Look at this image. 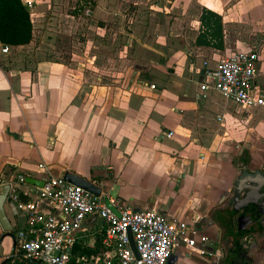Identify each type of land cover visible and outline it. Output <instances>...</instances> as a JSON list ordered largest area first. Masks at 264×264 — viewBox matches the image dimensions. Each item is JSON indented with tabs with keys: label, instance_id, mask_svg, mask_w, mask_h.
Masks as SVG:
<instances>
[{
	"label": "crops",
	"instance_id": "crops-1",
	"mask_svg": "<svg viewBox=\"0 0 264 264\" xmlns=\"http://www.w3.org/2000/svg\"><path fill=\"white\" fill-rule=\"evenodd\" d=\"M21 1L34 6L31 41L8 46L7 54L0 50V193L3 186L15 185L17 176L41 183L70 172L101 187L100 194L115 201L116 212L153 210L170 222L185 223L198 243L201 236L208 239L199 247L219 253L217 264H240L230 246L237 241L241 212L232 211L230 198L243 173L264 175V138L251 125L253 111L238 110L212 89L206 98L199 97L202 62L213 64L221 52L240 47L226 48L224 35L222 51L194 42L203 8L222 14L223 25L231 22L228 28L264 36V0H175L171 11L176 21L165 27L171 30L168 36L149 37L156 43L149 47L138 35L128 34L127 42L137 46L136 65L123 66L111 64L116 41L106 32L120 18L116 2L92 0L91 19L84 24L74 14H84L76 0L71 13L59 19L49 16L68 0L56 5L52 0ZM194 10L198 15L192 25L181 20ZM34 19L37 26L42 22L40 31ZM64 43L69 50H63ZM152 84L155 90L149 88ZM215 93L225 104L215 101ZM40 187L20 185V200L55 214L37 199ZM4 209L13 230L7 235L0 226V264H17L8 257L13 235L25 228L24 216L8 198ZM225 225L233 230L227 248ZM257 228L239 240L249 250L245 264H264V233ZM105 229L100 217H87L76 232L73 259L103 264L112 258L113 250L101 242ZM168 264H216V259L176 243Z\"/></svg>",
	"mask_w": 264,
	"mask_h": 264
},
{
	"label": "built area",
	"instance_id": "built-area-1",
	"mask_svg": "<svg viewBox=\"0 0 264 264\" xmlns=\"http://www.w3.org/2000/svg\"><path fill=\"white\" fill-rule=\"evenodd\" d=\"M22 3L30 11L34 7L30 1ZM84 14L88 16L90 9H85ZM0 50L7 54L8 46L1 45ZM259 63L255 49L224 53L213 64L203 61L199 97L206 98V92L212 89L242 112L264 109V93L256 87ZM149 88L155 90L156 85H149ZM38 168L44 167L39 165ZM25 184L24 177L17 176V183L9 185L7 194L9 201L23 214L25 225L13 235V253L9 260L22 261L19 264H93L94 261L86 257L74 260L71 249L76 242V232L86 218L94 214L106 223L101 240L103 246L114 252L103 264H168L176 243L218 262V252H207L199 247L208 242L206 237L201 236L198 243L196 232L187 224L170 222L158 212L126 208L116 214L105 204L106 199L116 207L113 199L103 194L95 196L60 176L45 179L37 190V199L57 211L45 213L35 202L20 200L19 187ZM129 235L137 255L131 250Z\"/></svg>",
	"mask_w": 264,
	"mask_h": 264
},
{
	"label": "rangeland",
	"instance_id": "rangeland-1",
	"mask_svg": "<svg viewBox=\"0 0 264 264\" xmlns=\"http://www.w3.org/2000/svg\"><path fill=\"white\" fill-rule=\"evenodd\" d=\"M63 1L67 2V0H63ZM112 1L114 3L116 2L115 12L120 14V18H118V20L116 21V24L110 25L108 27V30L106 31L107 35L115 37V41H116L114 42V56L112 58L111 64L123 66V65L130 63L131 65H136L135 60H133V57L137 53V50H136L137 46L135 42L132 40L127 42L126 37H130L128 34L138 35L139 37L143 39L142 41L145 45L149 47H154L156 43L154 44L152 40H149V37L150 38L152 37H155V38L164 37L165 38V36L166 37L168 36V33H170L171 30L170 29L167 30L165 29V27L166 26L171 27L172 22L176 21L174 19L176 18V15L173 13V11H171V8L176 4V2L175 0H168V1L167 0H139L138 6H133L132 2H129L127 0H112ZM57 2L58 0H52V4L56 5ZM39 3L41 4V2ZM49 3H51V1L50 2L47 1V4ZM66 4L67 5L63 6V8H59L58 10H56L57 11L56 15H50L49 17H54L58 19L60 17L62 18L64 17V14L67 15L68 13H71L69 11H72V9L76 7L77 5L76 1L74 0H68V3ZM60 6H62V4H59V7ZM137 7L141 9L140 12H137ZM53 10L54 9L51 8L52 12ZM76 13L78 14V16H80L81 20H83L84 24H88L90 22L91 18H89V16L78 13L77 11ZM197 15H198L197 10H194L193 12L191 11V13L189 14L187 12V14L183 15L180 18H182L181 19L182 21L191 23L192 25ZM221 17H222V14H221ZM33 18H35V16ZM35 20L36 19H34V22ZM131 20L132 21L134 20L133 24H131ZM225 21H226V24L223 25V30L225 31V33L223 35L226 37L225 39L226 44H227L226 48L234 49L236 48V46H238L240 47V49L237 48L235 49V51H244L245 49L257 50L262 64L259 70L260 74L257 76L256 87L260 92L264 93V36L255 35L247 30H243V27L238 28V29H237V26H235L234 28H228L227 25L228 24L231 25V22L228 20H225ZM34 24H36L37 26V22H35ZM41 24L42 22H40L37 27L35 26L37 29L36 31L41 30ZM44 28H46V26ZM229 32H231V34H229ZM237 34H238V37H237ZM232 36L234 40L230 41L229 38H232ZM237 39L240 40L238 45L236 43ZM167 43L169 46L170 44L169 41H167ZM172 45L175 47L177 45V42H172ZM63 50H69V46L67 45V43L63 44ZM224 53H229V52L224 51V52H221L220 55H223ZM159 61L161 60H158L157 62L159 63ZM150 65L151 66L153 65V67H155V62L150 63ZM213 96L216 102H218L219 104H225L222 98L218 94L215 93ZM242 116L243 118H246L247 115L243 114ZM251 116L253 117L252 122H251L252 123L251 125H253L252 127L256 128L258 132L260 133L261 137L264 138V109L253 111ZM239 123L241 126L245 125L244 124L245 122H239ZM263 172H264V168H263ZM223 231H224L223 246L227 248L228 243L230 241V236L233 230H231L229 226L225 225L223 227ZM249 241L250 240H246L245 244L250 243Z\"/></svg>",
	"mask_w": 264,
	"mask_h": 264
},
{
	"label": "water",
	"instance_id": "water-1",
	"mask_svg": "<svg viewBox=\"0 0 264 264\" xmlns=\"http://www.w3.org/2000/svg\"><path fill=\"white\" fill-rule=\"evenodd\" d=\"M63 178L66 182L80 187L95 196H99L102 192L101 187L70 172L63 173ZM25 183L37 186L43 185V181L38 183V181L31 178H27ZM8 190L9 186L5 185L2 187L0 193V226L7 235H10L13 229L4 209ZM105 204L109 209L115 211L106 199ZM230 204L234 213L241 212L237 219V235L235 236L237 241L230 246V250L239 257H242L241 254L244 246L239 240L247 234L255 233L256 227H258L257 230L262 234L264 233V175L259 171L255 173H243L234 184ZM250 224L253 225L247 231L246 227ZM130 247L133 253L137 255L131 238Z\"/></svg>",
	"mask_w": 264,
	"mask_h": 264
},
{
	"label": "trees",
	"instance_id": "trees-1",
	"mask_svg": "<svg viewBox=\"0 0 264 264\" xmlns=\"http://www.w3.org/2000/svg\"><path fill=\"white\" fill-rule=\"evenodd\" d=\"M76 1L82 3L78 8L82 13H84L86 8L91 9L94 5L92 0ZM74 14L76 15L77 13L75 12ZM198 21L200 23V31L194 44L197 47H209L222 51L224 49V36L221 15L203 8ZM32 30L30 12L21 0H0V44L9 47L27 45L31 41ZM239 261L242 260L237 255V263ZM21 262L17 261V264ZM246 264L248 263L246 262Z\"/></svg>",
	"mask_w": 264,
	"mask_h": 264
},
{
	"label": "flooded vegetation",
	"instance_id": "flooded-vegetation-1",
	"mask_svg": "<svg viewBox=\"0 0 264 264\" xmlns=\"http://www.w3.org/2000/svg\"><path fill=\"white\" fill-rule=\"evenodd\" d=\"M247 245V244H246ZM248 249H247V246L245 247V248H243L242 249V261H239V262H241L240 264H242L243 262H245L246 260H245V257L247 256V253H248V251H247Z\"/></svg>",
	"mask_w": 264,
	"mask_h": 264
}]
</instances>
